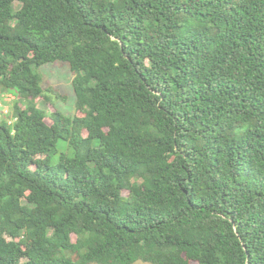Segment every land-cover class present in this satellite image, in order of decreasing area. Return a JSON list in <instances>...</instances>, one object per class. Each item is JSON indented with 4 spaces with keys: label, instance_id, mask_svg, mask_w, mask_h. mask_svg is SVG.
Wrapping results in <instances>:
<instances>
[{
    "label": "trees",
    "instance_id": "obj_1",
    "mask_svg": "<svg viewBox=\"0 0 264 264\" xmlns=\"http://www.w3.org/2000/svg\"><path fill=\"white\" fill-rule=\"evenodd\" d=\"M7 92L0 264H264V0H0Z\"/></svg>",
    "mask_w": 264,
    "mask_h": 264
},
{
    "label": "rangeland",
    "instance_id": "obj_2",
    "mask_svg": "<svg viewBox=\"0 0 264 264\" xmlns=\"http://www.w3.org/2000/svg\"><path fill=\"white\" fill-rule=\"evenodd\" d=\"M42 75L43 82L42 87L44 89V96L49 99L50 103L46 108L50 112L58 111L65 116H76L79 114L76 110L77 96L73 88L74 74L68 65L63 63H48L39 69ZM52 90V91H48ZM40 106H43L44 100L41 98L38 100ZM47 124L51 125L50 119L46 120ZM58 154L56 159L60 156V153L64 152L70 156H73V150L69 147V144L65 140H61L57 145ZM73 240H76L75 236H72ZM136 264H147L144 262H137ZM192 264H197L192 262Z\"/></svg>",
    "mask_w": 264,
    "mask_h": 264
},
{
    "label": "built area",
    "instance_id": "obj_3",
    "mask_svg": "<svg viewBox=\"0 0 264 264\" xmlns=\"http://www.w3.org/2000/svg\"><path fill=\"white\" fill-rule=\"evenodd\" d=\"M19 99L18 95L14 93H0V120L8 115H11L14 103ZM9 123L12 124L11 118Z\"/></svg>",
    "mask_w": 264,
    "mask_h": 264
}]
</instances>
